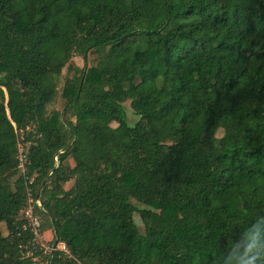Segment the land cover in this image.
I'll return each mask as SVG.
<instances>
[{"label":"trees","instance_id":"1","mask_svg":"<svg viewBox=\"0 0 264 264\" xmlns=\"http://www.w3.org/2000/svg\"><path fill=\"white\" fill-rule=\"evenodd\" d=\"M259 217L264 0H0V264H215Z\"/></svg>","mask_w":264,"mask_h":264},{"label":"clouds","instance_id":"2","mask_svg":"<svg viewBox=\"0 0 264 264\" xmlns=\"http://www.w3.org/2000/svg\"><path fill=\"white\" fill-rule=\"evenodd\" d=\"M261 225L264 217L230 237L217 253L215 264H264V227Z\"/></svg>","mask_w":264,"mask_h":264},{"label":"rangeland","instance_id":"3","mask_svg":"<svg viewBox=\"0 0 264 264\" xmlns=\"http://www.w3.org/2000/svg\"><path fill=\"white\" fill-rule=\"evenodd\" d=\"M97 61H98L97 55H90L88 57L87 68L95 66L97 64ZM71 64H72L74 69L68 70V67H66V69L63 71V74H62V76L60 78V82H59V85H58V95L55 98L54 102L48 107V109H47L48 115H51L54 112H60V113L63 112L64 107H65V99L62 96V92H63L64 86H65V83L68 80L79 76V74L75 71V68L83 69L84 67H86V64H85L84 60L80 56H75V58L73 59ZM138 82H139V80H136V83H138ZM125 108H126V113H127V117H128L129 123L131 125H134L139 120V117H137L134 114V112L132 111L129 103L125 104ZM112 126L115 128V127H117V124L113 123ZM217 136L221 137L222 136V132L217 134ZM63 137L65 139H68V134L66 132H63ZM69 164H70L71 167L75 166V163L72 160L69 161ZM72 186H73V182H70V183L65 185V189L69 190ZM132 202L137 207L144 208V206L142 204L138 203L137 201L133 200ZM135 221L139 225L141 230L143 231L144 230V226H143V224H142V222H141V220H140L138 215L135 216ZM1 229H2L3 234L6 235L7 231H6V227H5L4 224L2 225ZM39 240H40L39 242H40L41 247L46 252L52 251L53 247L55 246V244L53 243L54 234L51 231H44L42 233L41 238Z\"/></svg>","mask_w":264,"mask_h":264},{"label":"built area","instance_id":"4","mask_svg":"<svg viewBox=\"0 0 264 264\" xmlns=\"http://www.w3.org/2000/svg\"><path fill=\"white\" fill-rule=\"evenodd\" d=\"M18 160H19V173L20 175L26 180V186H27V192H28V203L27 207L23 211L24 217L28 220L30 223L32 232L34 234V244L40 245V238L42 236L41 232V222L38 217V215L35 212V207H41V201L39 198L35 199L33 197V192L31 189V185L33 184V179H29L28 177V166H27V150L25 149V146L23 144L22 138H20L18 142ZM56 164H58L57 158H55ZM56 247L58 250H62L64 252H67L66 246L62 243L56 244ZM55 250V246L53 247L52 251Z\"/></svg>","mask_w":264,"mask_h":264}]
</instances>
